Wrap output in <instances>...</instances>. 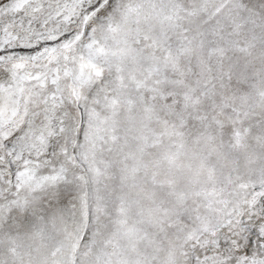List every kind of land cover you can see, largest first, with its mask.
<instances>
[{"label": "snow or ice", "instance_id": "obj_1", "mask_svg": "<svg viewBox=\"0 0 264 264\" xmlns=\"http://www.w3.org/2000/svg\"><path fill=\"white\" fill-rule=\"evenodd\" d=\"M0 264H264V0H0Z\"/></svg>", "mask_w": 264, "mask_h": 264}]
</instances>
